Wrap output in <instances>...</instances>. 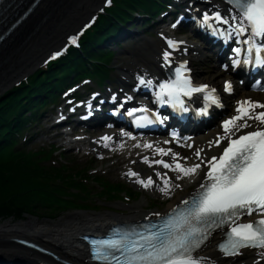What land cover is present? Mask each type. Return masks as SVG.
<instances>
[{
    "label": "snow or ice",
    "instance_id": "snow-or-ice-1",
    "mask_svg": "<svg viewBox=\"0 0 264 264\" xmlns=\"http://www.w3.org/2000/svg\"><path fill=\"white\" fill-rule=\"evenodd\" d=\"M229 2L232 5L229 8L230 18L222 16L219 11L212 15L205 12L202 17L203 25L211 26L212 21L217 25H228L226 30L213 29L214 34L224 35L226 39L241 37L247 33L246 39L237 40L238 43L247 45V48L243 49L247 55L244 63L254 60L255 65L264 66V0ZM257 38H260L261 43H257ZM72 43H76L75 38ZM167 44L173 50L179 47L173 40H168ZM241 51L240 47L234 49L237 56ZM171 55L168 51L163 53L164 66L172 63ZM240 63L239 59L233 60L236 66ZM172 71L174 78L159 83L158 90L154 93L160 105L167 104L175 109L188 111L184 97L203 93L206 101L205 108L202 109L204 114L208 106H219L215 89H209L207 85L192 84L190 69L186 63L180 64ZM153 83L151 79L140 77L138 87H151ZM224 87L225 91H232L231 82H225ZM127 99L130 100L131 97ZM257 109H264V103L251 99L238 102L236 115L223 122V135L209 142L211 147L220 146L221 141H227V146L222 148L219 157L212 156L204 161L201 156L203 149L195 150L197 160L207 164V172L203 178L204 182L199 185L192 198L182 201L183 208H174L159 227L152 226L143 232L124 234L114 230L118 233L117 236L92 241L95 246L93 258L106 264H202L203 258L194 257L193 253L205 243L213 231L223 229L225 225L229 229L224 233L227 239L219 245L224 255H240L241 249L245 248L264 250V110ZM135 111L137 110L130 111L128 115L132 116ZM139 111L147 110L142 108ZM157 119L159 120V117ZM250 121L255 123V130L236 136L241 129L253 127ZM142 122L153 123L147 117L137 118V125ZM173 136L176 138L175 134ZM102 140L110 141L111 137L105 136ZM143 146L154 148L151 143ZM187 146L191 147V144ZM154 153L161 156L170 155L172 163L163 159L149 161L147 156L143 158L144 162L149 163V166L155 163L176 171L180 174L178 179L197 175L201 169V163L191 166L182 164L178 154L173 153L171 149L156 147ZM127 175L135 177L136 182L144 188L152 187L156 183L152 177L142 179L132 170H129ZM157 176L161 174L158 172ZM166 177L167 173L161 176L164 186L160 190L168 194L170 181ZM253 214L258 218L241 222V217H251ZM260 255L264 256V251Z\"/></svg>",
    "mask_w": 264,
    "mask_h": 264
},
{
    "label": "bare ground",
    "instance_id": "bare-ground-1",
    "mask_svg": "<svg viewBox=\"0 0 264 264\" xmlns=\"http://www.w3.org/2000/svg\"><path fill=\"white\" fill-rule=\"evenodd\" d=\"M95 2L96 0H45L39 9H35L34 15L0 45V89L12 76L27 70L40 51L54 44L70 24L75 22L77 15L92 8ZM30 25L32 26L29 28ZM106 220L99 215L78 212L68 220L52 224L37 221L14 226L4 224L0 226V238L26 235L62 257L84 261L87 257V247L77 240L76 236L83 231H96L95 228L100 227ZM23 249L13 242L0 243V253H4L3 258L8 263L13 262ZM20 262L22 261L18 260L13 264Z\"/></svg>",
    "mask_w": 264,
    "mask_h": 264
},
{
    "label": "trees",
    "instance_id": "trees-1",
    "mask_svg": "<svg viewBox=\"0 0 264 264\" xmlns=\"http://www.w3.org/2000/svg\"><path fill=\"white\" fill-rule=\"evenodd\" d=\"M154 0H133L131 3H127L129 8L142 7L143 5H152ZM117 15L127 17L124 11L118 10L114 13V17ZM114 17H109L106 23H114ZM101 29H99L100 33ZM96 40L91 39L87 42L83 49V54L73 52L67 59L61 62V66L68 67V65L75 63L76 68L80 66L87 67L92 66L100 68L104 64L101 50L96 47ZM92 46H95L92 48ZM37 99H30L29 103L36 102ZM10 170L11 173L8 177H5L1 168ZM51 175L56 174L51 171H42L26 165V163L20 159H13L7 162L0 163V215H15L16 217H23L24 212L35 211L38 215L39 201L42 199L40 193L32 187L29 177L32 175Z\"/></svg>",
    "mask_w": 264,
    "mask_h": 264
},
{
    "label": "rangeland",
    "instance_id": "rangeland-1",
    "mask_svg": "<svg viewBox=\"0 0 264 264\" xmlns=\"http://www.w3.org/2000/svg\"><path fill=\"white\" fill-rule=\"evenodd\" d=\"M39 186H41V184H39ZM52 213H53L52 211H48L47 212L48 215H51ZM63 217L64 216H61V217L59 216V217H57L55 219H52V220H49L48 218H36V217H29L28 219H30V220H36V221L41 222V223H56L57 221H63L64 220ZM28 219H26V220H28ZM8 222L10 223L11 221L10 220H8V221H2V222H0V224L8 223ZM10 224H14V223L12 222ZM0 243H1V239H0ZM4 264H7V263H4Z\"/></svg>",
    "mask_w": 264,
    "mask_h": 264
}]
</instances>
